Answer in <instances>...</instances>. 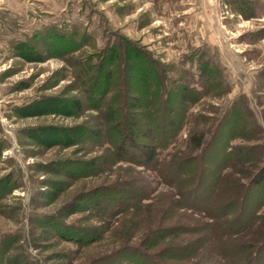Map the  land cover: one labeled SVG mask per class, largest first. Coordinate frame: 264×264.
I'll list each match as a JSON object with an SVG mask.
<instances>
[{
	"label": "rangeland",
	"instance_id": "1",
	"mask_svg": "<svg viewBox=\"0 0 264 264\" xmlns=\"http://www.w3.org/2000/svg\"><path fill=\"white\" fill-rule=\"evenodd\" d=\"M71 39L76 43H64ZM118 41L167 64L169 83L198 85L199 64H217L220 92L192 111L215 119L243 96L264 133V0H0V184L14 185L0 197V242L18 240L41 264H104L110 257L124 264L131 248L151 251L147 232L201 224L180 210L157 219L175 189L142 167L104 165L108 146L86 136L100 121L95 110L77 109L88 99L80 74L112 48L119 52ZM134 186L147 198L115 213L111 225L92 209L104 187L129 195ZM57 228L99 233L78 246ZM186 235L166 237L176 245Z\"/></svg>",
	"mask_w": 264,
	"mask_h": 264
},
{
	"label": "trees",
	"instance_id": "2",
	"mask_svg": "<svg viewBox=\"0 0 264 264\" xmlns=\"http://www.w3.org/2000/svg\"><path fill=\"white\" fill-rule=\"evenodd\" d=\"M244 6L248 8L247 2ZM48 37L54 41L53 34ZM64 43L71 46L76 41ZM118 43L119 52L112 48L97 66L87 65L80 74L88 99L86 103L77 101V109L95 110L100 121L86 129V136L94 144L108 146L104 165L122 162L142 167L162 185L175 189L170 208L157 219L180 210L201 223L147 232L145 241L151 251L131 248L124 264H168L171 260L181 264H264V133L246 98L239 96L215 119L194 113L200 100L220 92L222 74L217 64H199L198 85L175 84L172 79L169 83L167 64L132 41ZM21 49L25 52L26 46ZM118 53L122 61L116 64ZM208 119L212 124L205 127ZM13 187L11 181L1 183L0 197ZM104 188L102 199L92 200L91 207L109 224L115 213L130 205L142 206L147 198L144 188L138 186L129 195L124 189ZM49 224L57 225L56 221ZM89 232L75 228L57 234L81 246L99 233ZM178 234L187 235L182 243L173 245L168 237ZM17 241L7 238L0 242V264H41L21 252ZM104 264L122 263L110 257Z\"/></svg>",
	"mask_w": 264,
	"mask_h": 264
}]
</instances>
